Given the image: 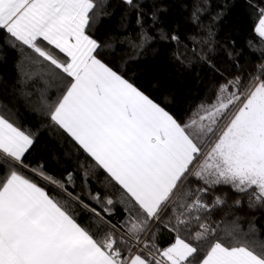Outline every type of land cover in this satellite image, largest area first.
Instances as JSON below:
<instances>
[{
  "label": "snow or ice",
  "instance_id": "obj_1",
  "mask_svg": "<svg viewBox=\"0 0 264 264\" xmlns=\"http://www.w3.org/2000/svg\"><path fill=\"white\" fill-rule=\"evenodd\" d=\"M121 3L136 29L113 41L101 38V0H0V56L12 49L34 66L23 72L30 110L86 157L77 193L74 173L26 161L38 133L0 111V264H264L255 223L245 232L213 219L225 189L236 197L230 212L246 201L264 215V62L225 75L210 57L227 4L184 0L194 32L182 35L165 22V0ZM249 7L264 43V0ZM157 41L178 67L211 74L187 118L107 58L120 44L138 62ZM164 232L172 239L162 244Z\"/></svg>",
  "mask_w": 264,
  "mask_h": 264
},
{
  "label": "trees",
  "instance_id": "obj_2",
  "mask_svg": "<svg viewBox=\"0 0 264 264\" xmlns=\"http://www.w3.org/2000/svg\"><path fill=\"white\" fill-rule=\"evenodd\" d=\"M183 2L184 0H165L169 11L164 19L169 27L178 26L182 35H192L194 29L188 22V11L181 7ZM101 3L104 10L109 13L101 28V38L119 41L123 39L122 34L125 31L131 37L136 29L135 17L127 12L121 0H101ZM212 3L221 8L225 4L228 7L223 20L213 28L214 44L210 57L225 75H243L252 71L258 64L264 62L262 56L264 43L253 31L258 18L249 7V0H212ZM218 10L219 8L209 9L213 14ZM204 25H210V19L204 20ZM249 41L252 42L251 47ZM122 48V45L117 44L114 50H106L107 58L114 62L113 66L120 67L138 87L157 102L167 106V109L178 118H187L189 109L207 96L206 88L211 74L199 67L192 69L178 67L169 58L171 49L163 43L159 41L153 43L138 62H128ZM230 51L238 55L229 59ZM33 70L34 66L28 65L24 56L12 49H8L0 56V111L7 113L11 110L21 125L38 133L37 142L27 154L26 161L33 167L43 163L49 174L57 178L66 176L68 172L74 173L77 177L75 191L79 193L81 191L79 175L82 171L80 165L86 164V157L68 138L44 127L43 118L30 110L24 95L29 90V82L23 77V72L30 73ZM69 191H72V187H69ZM225 192L227 204L214 214L213 219L224 220L226 224L235 220L239 228L245 232L249 230L250 223H255L261 238H264V215H261V210L249 209L245 201L241 209L230 212L229 206L236 197L227 189ZM120 216L121 213L117 211L113 216V222H118ZM170 239L172 237L166 232L159 237L162 244Z\"/></svg>",
  "mask_w": 264,
  "mask_h": 264
},
{
  "label": "rangeland",
  "instance_id": "obj_3",
  "mask_svg": "<svg viewBox=\"0 0 264 264\" xmlns=\"http://www.w3.org/2000/svg\"><path fill=\"white\" fill-rule=\"evenodd\" d=\"M232 222H235L236 223V221L234 220V221H232ZM228 224H231V222H228Z\"/></svg>",
  "mask_w": 264,
  "mask_h": 264
}]
</instances>
